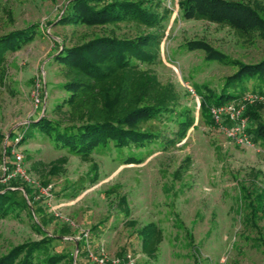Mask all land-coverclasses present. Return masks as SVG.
Wrapping results in <instances>:
<instances>
[{"label": "rangeland", "instance_id": "1", "mask_svg": "<svg viewBox=\"0 0 264 264\" xmlns=\"http://www.w3.org/2000/svg\"><path fill=\"white\" fill-rule=\"evenodd\" d=\"M242 1L264 18V0ZM66 2L0 0V34L30 22L39 23L43 33L8 53L0 73V132L4 134L0 140V185L18 188L22 196L25 193L20 184L36 188L30 198V215L45 231L59 237L51 244V251L67 256L59 264L70 258L80 264H101L89 253L105 257L106 264L126 254L134 258V264H264V146L260 142L250 146L234 142L217 124L211 110L208 118L200 108L199 88L206 84L218 91L224 76L234 69L206 62L202 50L182 48L187 40L200 39L234 58L252 62L264 57V35L259 29L238 31L227 21L216 22L202 14L182 16L178 0H162L167 11L158 60L140 66L163 84H173L178 109L188 110L192 126L179 141L156 140L146 148L108 145L96 149L92 154L96 169L91 161L68 155L63 170L50 174L48 162L67 153L54 149L50 139L39 131L26 129L28 120L41 114L43 107L33 105V86L40 83L43 89L46 87L50 116L53 105L65 94L60 89L61 65L52 59L59 41L71 43L112 30L48 24L58 18ZM116 31L132 34L134 29L122 25ZM253 85L254 80L248 81L246 93L230 101L249 126H254L255 120L245 115L248 109L264 121V108H257V104H264V96L254 92ZM176 117L154 121L155 128L166 138H176ZM222 118L228 125L227 114ZM18 126L22 128L17 130ZM29 130L32 136L13 144L10 154L21 155L26 179L16 171V164H3V147L11 131L20 137ZM131 152L141 160L124 163L123 158ZM186 157L188 164L180 169ZM35 161L44 165L33 170ZM178 168L180 173L175 178L173 173ZM95 176L97 180L91 182ZM47 184H51L49 196L40 191ZM122 194L131 209L129 217L117 205ZM249 201L261 215L250 218ZM128 219L135 220V225ZM147 221H154L163 234L152 258L141 252L135 231ZM85 231L87 236L83 235ZM40 237L25 211L18 218L0 220V253L12 244ZM77 241L84 244L80 251Z\"/></svg>", "mask_w": 264, "mask_h": 264}, {"label": "trees", "instance_id": "2", "mask_svg": "<svg viewBox=\"0 0 264 264\" xmlns=\"http://www.w3.org/2000/svg\"><path fill=\"white\" fill-rule=\"evenodd\" d=\"M178 5L182 16L196 17L202 14L216 22L227 21L238 31L259 29L264 35V18L242 0H178ZM166 11L162 0H67L58 18L48 21V24L54 22L74 27L112 29L108 32H95L71 43L62 39L52 56L61 65L63 80L60 89L65 94L53 105L49 116L45 87L41 114L28 120L25 125L26 129L31 128L44 134L50 139L54 149L67 153L48 162L50 174L63 170L68 155L91 161L96 169L92 156L96 149L108 145L114 148H146L156 140L179 141L192 126L188 110L178 109V96L173 84H163L153 72L140 66L158 60ZM122 25L130 26L134 32H117L116 28ZM40 34L43 33L37 22L0 34V73L4 71L8 53L19 50ZM182 48L202 50L206 62H217L234 69L224 76L218 91L206 84L196 90L200 95V108L207 117L211 116L209 111L212 107L228 104L245 94L246 83L250 80H254L253 91L264 96V57L245 62L200 39L187 40ZM196 91L194 90L195 93ZM257 108H264V104H257ZM245 113L255 120L254 126H249L248 123L246 125L245 130L250 140L264 146V121L251 109ZM167 116L172 117L171 119L177 116L178 128L174 139L166 138L155 128L154 121ZM208 121L213 122L210 119ZM29 131H23L21 138L15 136L13 131L10 132L3 147L5 166L16 164L15 157L10 156L11 149L13 144L30 138L33 132ZM3 138L4 134L0 132V140ZM140 160L132 152L123 158L126 164ZM188 161L189 157H186L180 169H185ZM39 164L43 162H32L31 169L36 170ZM180 169L174 171L175 178ZM96 180L95 176L91 182ZM20 186L25 196L21 195L18 188L0 185V220L18 218L25 211L41 237L12 244L0 253V264H59L67 257L63 252L51 251L52 241L59 237L45 231L30 215V198L34 197L36 188L26 183ZM250 204V218L261 215L249 201ZM117 205L120 212L129 217L131 209L124 194L118 197ZM128 223L134 226L136 222L128 219ZM135 231L140 240L141 252L148 257H155L163 236L161 228L154 221H147ZM83 245L81 241H77L79 251ZM65 264L80 263L76 260L73 262L70 258Z\"/></svg>", "mask_w": 264, "mask_h": 264}, {"label": "built area", "instance_id": "3", "mask_svg": "<svg viewBox=\"0 0 264 264\" xmlns=\"http://www.w3.org/2000/svg\"><path fill=\"white\" fill-rule=\"evenodd\" d=\"M190 90L194 93V90L190 88ZM43 91H45L40 83H36L33 86L32 89V98H33V105L35 108L41 106L43 102ZM211 113L214 116L217 124L221 126L225 134L227 135L228 138L233 140L234 142L246 146H250L253 144V142L250 140L249 135L246 132V125L247 121L246 119L241 116L240 110L234 111L235 107L233 106V103L230 102L228 104H222L219 106H214L211 109ZM225 113L227 114V119L229 120V124H223V118L222 114ZM14 157L16 159V171L20 173L21 176L24 178L28 179V176L25 174V171L21 168L20 166V161H21V155L18 153H14ZM9 176V175H8ZM6 179V177H5ZM50 188L51 184H47L44 187L40 188V191L49 196L50 195ZM84 236L88 235V232L85 231L83 233ZM91 259H93L95 262L101 263V264H106L108 263V260L105 259V257L98 256L97 254H88ZM134 258L130 254H126L124 258H116L111 260V264H134Z\"/></svg>", "mask_w": 264, "mask_h": 264}, {"label": "water", "instance_id": "4", "mask_svg": "<svg viewBox=\"0 0 264 264\" xmlns=\"http://www.w3.org/2000/svg\"><path fill=\"white\" fill-rule=\"evenodd\" d=\"M76 248H77V244H76Z\"/></svg>", "mask_w": 264, "mask_h": 264}]
</instances>
